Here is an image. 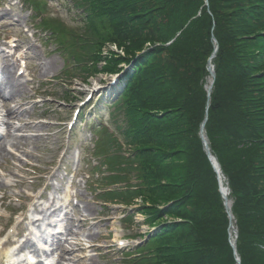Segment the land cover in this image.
<instances>
[{
	"label": "trees",
	"instance_id": "obj_1",
	"mask_svg": "<svg viewBox=\"0 0 264 264\" xmlns=\"http://www.w3.org/2000/svg\"><path fill=\"white\" fill-rule=\"evenodd\" d=\"M77 1L91 23L104 26L93 61L107 42L124 56L112 53L103 71L134 60L125 96L134 108L127 111L133 163L144 183L129 198L142 199L156 228L140 264H237L200 136L205 121L229 182L241 264H264V0ZM170 217L180 221L159 226Z\"/></svg>",
	"mask_w": 264,
	"mask_h": 264
},
{
	"label": "rangeland",
	"instance_id": "obj_2",
	"mask_svg": "<svg viewBox=\"0 0 264 264\" xmlns=\"http://www.w3.org/2000/svg\"><path fill=\"white\" fill-rule=\"evenodd\" d=\"M22 1L23 0H0V41L8 43V46H10L14 41H16L17 44L21 45L24 48L33 46L35 51L30 52L29 57L35 60V62L33 63L36 72V76H34V83L36 84L37 81L43 82L54 80L57 76H61L63 72L62 69L64 66V57L63 55L55 52V50L57 49L56 46L59 47L60 45L58 46L55 43L56 46L54 44H49V46L46 45L45 47L41 46V44L38 42L37 33L34 30V23L32 20L33 15L31 13V10L24 5L22 6ZM36 1L46 2V8L48 9V13H50L49 15H53L61 22L64 21V23L67 24L70 28L81 29V13L74 6L71 0ZM40 38L43 39L42 36ZM5 40H8L9 42ZM163 57H165V55ZM38 64L41 65L39 66ZM42 65L44 67V71L41 70ZM71 65H73V62ZM74 74L77 77L72 80V83H68L67 87H61L63 83L54 81L49 82V86L40 88V92H42L41 96L44 99L46 95L50 94H52L51 96L54 97L52 99H48V103L43 107L40 105V108L31 115L32 118L39 119V117H41L47 119L44 121L48 122H50V120L66 121L70 118L71 113L78 102L85 97L86 93L92 90L93 86L96 85V82H104L105 80H108L110 78L103 75H98L97 77L94 76L95 78H89L85 81L83 77L81 78L80 76H78L79 74L77 71ZM25 88L27 89V96H31L33 94V92L31 91V87L25 86ZM35 88H37V84L35 85ZM67 96L68 101L66 99ZM63 98H65L66 100ZM64 101L67 104H65ZM91 114L94 115L95 113L92 112ZM107 115L108 113L106 114V116ZM26 118L28 120V117ZM106 121L110 127L114 128V120L112 116L108 115ZM49 129L50 128L46 127L44 130L40 131V133L45 134L46 132H48L47 135H49ZM59 137H61V135H59ZM82 141V137L77 134L76 137L73 138V141H71L70 143L71 149H75L76 147H83L84 142L82 143ZM18 144L24 148H20L22 152H24V150L34 151L38 155L43 153L45 149L44 146L36 139L21 141ZM207 144H209L208 139ZM30 158L32 160L37 159L35 157ZM43 161H49V158L45 157ZM36 162L40 163L38 159ZM1 164L8 168V172L10 174L13 173V166L11 164L8 165L7 162ZM71 167L73 168V164L71 165ZM16 181L14 182V184L16 185L14 189L8 191L5 196L7 198L5 200L6 204L4 207H9L11 210H14L16 207L15 201L17 197L22 196L26 198V194L31 193V189H29L27 186H21L17 184ZM89 196L90 199L88 200V203L90 207V213H88L89 223L87 226L90 227L89 234H91V242L95 246L98 244L107 246L106 249H101V251L99 250V252L96 253L94 260H97L98 263L94 262L92 264H121L122 255L119 254L120 250H117V248H113V246H116L117 238L123 235L133 236L136 234H145L152 231V229L147 225V215L145 213L143 215L139 212L135 218V226L128 227L121 222H118L117 220L118 216L124 213L123 207L111 206L112 211L109 212L110 217H108V212L102 210V207L93 198L92 194ZM135 208L142 209L140 208L139 204H136V207H134V209ZM2 214H5L6 216V213H4L3 210H0V215ZM86 214L87 213L85 212L84 215ZM3 226V224H0V231L2 230ZM234 230L235 229H233V232Z\"/></svg>",
	"mask_w": 264,
	"mask_h": 264
},
{
	"label": "bare ground",
	"instance_id": "obj_3",
	"mask_svg": "<svg viewBox=\"0 0 264 264\" xmlns=\"http://www.w3.org/2000/svg\"><path fill=\"white\" fill-rule=\"evenodd\" d=\"M210 80H211V79L209 78V79H208V85H209V83L211 82ZM21 84H22L21 82H16V81H14V80H12V79H9V80H8V83L5 85V86L8 88V91L5 92V91H2V90L0 89V101H2V98H3V97H7V96H9V97H14L15 95H18V97H21L22 94H23V88H22ZM19 107L21 108L22 105H19ZM1 112H2V111H0V113H1ZM12 112H13L12 110H8V111H6V112H5V117H8L9 115H10V116H13L14 113H12ZM5 117H4V118H5ZM4 126H5V131L7 132V135L12 136V128H11V126L8 125V124H4ZM4 153H6V150L4 149V146L1 145V146H0V156H3ZM226 196H227V195H226ZM231 231H233V228L231 229ZM10 253H11V251H4V252H1V256H2L3 258H6L7 260H10ZM1 256H0V257H1ZM58 264H59V263H58Z\"/></svg>",
	"mask_w": 264,
	"mask_h": 264
},
{
	"label": "water",
	"instance_id": "obj_4",
	"mask_svg": "<svg viewBox=\"0 0 264 264\" xmlns=\"http://www.w3.org/2000/svg\"><path fill=\"white\" fill-rule=\"evenodd\" d=\"M217 50H218V48L216 47V51H217ZM212 57H214V55H213ZM209 72H210V75H211V78H212L211 85L209 86V94H210V91H211L212 88H213V85H214V82H215V78H216V72H215V70L213 69V67L210 66V65H209ZM203 131H204V124H203V126H202V133H203ZM205 144H206V146H207V143H206V142H205ZM207 155H208V157L210 158V160H212L211 152H210L208 146H207Z\"/></svg>",
	"mask_w": 264,
	"mask_h": 264
}]
</instances>
